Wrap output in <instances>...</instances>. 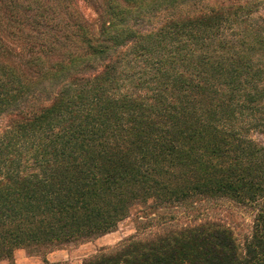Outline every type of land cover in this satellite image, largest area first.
<instances>
[{
  "label": "trees",
  "instance_id": "16d2710c",
  "mask_svg": "<svg viewBox=\"0 0 264 264\" xmlns=\"http://www.w3.org/2000/svg\"><path fill=\"white\" fill-rule=\"evenodd\" d=\"M262 2L0 0V260L227 197L256 209L243 245L204 220L82 264H264Z\"/></svg>",
  "mask_w": 264,
  "mask_h": 264
},
{
  "label": "rangeland",
  "instance_id": "374dc122",
  "mask_svg": "<svg viewBox=\"0 0 264 264\" xmlns=\"http://www.w3.org/2000/svg\"><path fill=\"white\" fill-rule=\"evenodd\" d=\"M212 2V1H211ZM82 7L89 17L93 10L83 1ZM256 18L264 23V0L256 13ZM151 26H146V29ZM12 115L0 117V133L5 129ZM250 136L264 145V131L252 130ZM256 209L251 205L242 204L227 197L202 198L186 205L158 206L153 200L134 204L128 216L121 220L110 232L68 242L56 247L18 248L14 252L15 264L30 263V258L39 264H45L44 259L59 264H82V262L102 251L110 250L130 238L145 239L163 233L172 227H182L204 220H213L225 224L234 232L240 245L253 232ZM0 264H12L9 259L0 260Z\"/></svg>",
  "mask_w": 264,
  "mask_h": 264
},
{
  "label": "crops",
  "instance_id": "0c3cea01",
  "mask_svg": "<svg viewBox=\"0 0 264 264\" xmlns=\"http://www.w3.org/2000/svg\"><path fill=\"white\" fill-rule=\"evenodd\" d=\"M45 259H47V258H45ZM44 259V260H45ZM50 258H48V260H49ZM28 261H30V263L29 262H27L26 264H39V263H37V261L36 260H34V259H32V258H30V260H28ZM50 261V260H49ZM44 263H45V261H44Z\"/></svg>",
  "mask_w": 264,
  "mask_h": 264
}]
</instances>
